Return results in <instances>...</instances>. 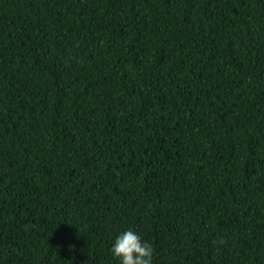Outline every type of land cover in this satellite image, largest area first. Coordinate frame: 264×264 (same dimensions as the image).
<instances>
[{"label":"trees","instance_id":"trees-1","mask_svg":"<svg viewBox=\"0 0 264 264\" xmlns=\"http://www.w3.org/2000/svg\"><path fill=\"white\" fill-rule=\"evenodd\" d=\"M264 264V0H0V264Z\"/></svg>","mask_w":264,"mask_h":264},{"label":"clouds","instance_id":"clouds-1","mask_svg":"<svg viewBox=\"0 0 264 264\" xmlns=\"http://www.w3.org/2000/svg\"><path fill=\"white\" fill-rule=\"evenodd\" d=\"M111 252L120 259L121 264H153L152 245L142 241L131 229L119 235Z\"/></svg>","mask_w":264,"mask_h":264}]
</instances>
